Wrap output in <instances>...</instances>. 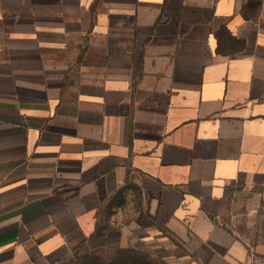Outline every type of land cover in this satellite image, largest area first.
<instances>
[{
    "label": "crops",
    "instance_id": "obj_1",
    "mask_svg": "<svg viewBox=\"0 0 264 264\" xmlns=\"http://www.w3.org/2000/svg\"><path fill=\"white\" fill-rule=\"evenodd\" d=\"M132 186L160 264H264V0H0V264L71 259Z\"/></svg>",
    "mask_w": 264,
    "mask_h": 264
},
{
    "label": "rangeland",
    "instance_id": "obj_2",
    "mask_svg": "<svg viewBox=\"0 0 264 264\" xmlns=\"http://www.w3.org/2000/svg\"><path fill=\"white\" fill-rule=\"evenodd\" d=\"M115 202V207L104 209L95 235L80 245L71 259L60 264H160V254L147 249L144 238L130 236L133 229L144 234L152 220L148 217L155 218L148 194L137 186L126 187ZM262 211V216L255 217L248 227L251 232H260V241H264V209Z\"/></svg>",
    "mask_w": 264,
    "mask_h": 264
}]
</instances>
